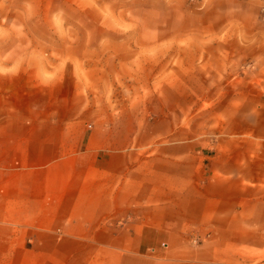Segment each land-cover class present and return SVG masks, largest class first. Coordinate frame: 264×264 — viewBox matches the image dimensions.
<instances>
[{"label": "crops", "instance_id": "obj_1", "mask_svg": "<svg viewBox=\"0 0 264 264\" xmlns=\"http://www.w3.org/2000/svg\"><path fill=\"white\" fill-rule=\"evenodd\" d=\"M61 72L2 97L0 264H264V94L197 129Z\"/></svg>", "mask_w": 264, "mask_h": 264}, {"label": "rangeland", "instance_id": "obj_2", "mask_svg": "<svg viewBox=\"0 0 264 264\" xmlns=\"http://www.w3.org/2000/svg\"><path fill=\"white\" fill-rule=\"evenodd\" d=\"M41 64L111 111L218 129L235 95L264 94V0H0V108Z\"/></svg>", "mask_w": 264, "mask_h": 264}, {"label": "built area", "instance_id": "obj_3", "mask_svg": "<svg viewBox=\"0 0 264 264\" xmlns=\"http://www.w3.org/2000/svg\"><path fill=\"white\" fill-rule=\"evenodd\" d=\"M191 241H192V243H194V242H195V240H194V239H192ZM148 251L152 252L153 250H152V249H149Z\"/></svg>", "mask_w": 264, "mask_h": 264}]
</instances>
